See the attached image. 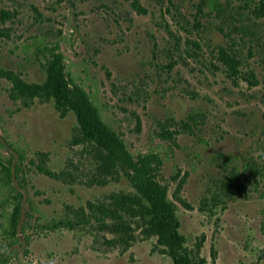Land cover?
<instances>
[{
	"label": "rangeland",
	"instance_id": "374dc122",
	"mask_svg": "<svg viewBox=\"0 0 264 264\" xmlns=\"http://www.w3.org/2000/svg\"><path fill=\"white\" fill-rule=\"evenodd\" d=\"M216 1L219 10L205 0H0V70L42 83L47 58L61 52L131 152L162 158L159 179L192 254L204 264H264V172L242 176L233 200L212 192L248 158L264 166V0ZM10 87L0 77V159L11 152L5 140L22 152L40 227L30 220L7 264H173L143 221L127 218L113 232L92 218V205L135 190L123 178L101 182L76 115L50 100L15 101Z\"/></svg>",
	"mask_w": 264,
	"mask_h": 264
},
{
	"label": "trees",
	"instance_id": "16d2710c",
	"mask_svg": "<svg viewBox=\"0 0 264 264\" xmlns=\"http://www.w3.org/2000/svg\"><path fill=\"white\" fill-rule=\"evenodd\" d=\"M205 4L216 10L221 7L216 0H205ZM262 9L264 12V3ZM195 47L199 48L198 43ZM221 57L233 69L234 57L225 50L221 52ZM45 69L46 79L42 83H28L17 72L8 69H1L0 77L11 85L10 96L15 101L28 104L36 99H45L53 101L62 116L73 112L77 117L79 140L92 147L99 158L98 169L103 177L101 182L105 184L109 177L123 178L135 190L134 194L123 196L113 204L92 205V218L113 232H119L121 227L128 225L127 218H137L144 222L151 236L157 237L173 264H204V260L194 256L187 246V239L181 232L177 206L170 199L167 186L159 179L162 158L156 153L136 155L131 152L122 135L104 119L90 93L70 76L61 52L51 53ZM194 118V115L189 116V123ZM189 123L184 125L191 128ZM5 143L11 152L6 160L0 159V189L5 191L8 225L2 230L5 245L0 252V264H7L19 250V236L30 220V228L40 227L28 192V176L22 167L23 154L12 142L5 140ZM227 160L224 165H228ZM224 172L222 177L215 180L216 190L212 191L214 201L222 196L228 200L235 199L243 191L242 176L248 181L255 180L263 174L264 166L248 158L242 166H233ZM44 173L52 175L50 172ZM206 205L207 201L203 200L202 207Z\"/></svg>",
	"mask_w": 264,
	"mask_h": 264
}]
</instances>
